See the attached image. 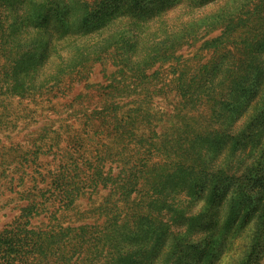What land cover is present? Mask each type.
Returning <instances> with one entry per match:
<instances>
[{"label":"rangeland","instance_id":"obj_1","mask_svg":"<svg viewBox=\"0 0 264 264\" xmlns=\"http://www.w3.org/2000/svg\"><path fill=\"white\" fill-rule=\"evenodd\" d=\"M0 264H264V0H0Z\"/></svg>","mask_w":264,"mask_h":264}]
</instances>
